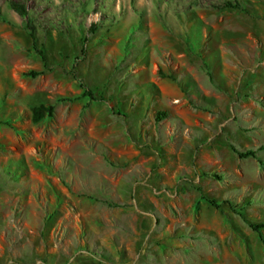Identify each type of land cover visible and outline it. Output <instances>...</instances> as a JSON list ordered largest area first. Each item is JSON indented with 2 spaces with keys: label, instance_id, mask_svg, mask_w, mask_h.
<instances>
[{
  "label": "rangeland",
  "instance_id": "1",
  "mask_svg": "<svg viewBox=\"0 0 264 264\" xmlns=\"http://www.w3.org/2000/svg\"><path fill=\"white\" fill-rule=\"evenodd\" d=\"M230 144L264 145V0H0V264H264Z\"/></svg>",
  "mask_w": 264,
  "mask_h": 264
},
{
  "label": "trees",
  "instance_id": "2",
  "mask_svg": "<svg viewBox=\"0 0 264 264\" xmlns=\"http://www.w3.org/2000/svg\"><path fill=\"white\" fill-rule=\"evenodd\" d=\"M226 4L230 8H237V9L239 8V5L236 4V3L235 4H231L229 2H226ZM9 7L20 18H22V19L26 18L27 11H26V9L24 8V6L22 4H19L17 2H9ZM32 30H33V28L29 27V35L31 37L32 49H33L34 53L37 54L42 61H44L43 51L36 46ZM38 73L39 72L34 71V70H31V71L27 72V74L30 75V76H35ZM85 94H87L89 96V95H91V91H86ZM52 108L53 107L51 105L45 106V105H42V104L38 105L37 107H32L31 108L30 120L32 122H37L40 119H42L43 117L51 115L52 114ZM161 117H164V113L163 112H155V114H154L155 120L158 121V120L161 119ZM230 148L237 155V157H239V158L252 157V158H255L260 165L263 164L262 163V159L259 158L256 155V152L260 151V150H264V145H259L256 149L247 148L245 150H238L232 144H230ZM214 176L216 177V179H220V177L218 175H214ZM200 199L206 201L208 204H210L213 207H219V204L216 203L212 198H206L204 196H200ZM226 203L230 206V208L233 209V206L228 201ZM237 213H239V212H237ZM239 215H241V214H239ZM248 226H249V228L252 231L256 232L259 235V238L261 239V241L264 242V237L261 235V231H260L262 228H264V223H262V222H259V223L248 222Z\"/></svg>",
  "mask_w": 264,
  "mask_h": 264
},
{
  "label": "crops",
  "instance_id": "3",
  "mask_svg": "<svg viewBox=\"0 0 264 264\" xmlns=\"http://www.w3.org/2000/svg\"><path fill=\"white\" fill-rule=\"evenodd\" d=\"M260 151H262V150H260ZM260 158V157H259ZM255 159V158H254ZM256 160V159H255ZM256 162H257V160H256ZM251 230V229H250ZM252 231V230H251ZM261 235L264 237V228H262L261 230ZM254 232V231H253ZM255 233V236H256V241L255 242H257V244L258 245H260V249H259V251L262 253V254H264V242H262L261 241V239L259 238V235L256 233V232H254ZM249 264V263H248Z\"/></svg>",
  "mask_w": 264,
  "mask_h": 264
}]
</instances>
